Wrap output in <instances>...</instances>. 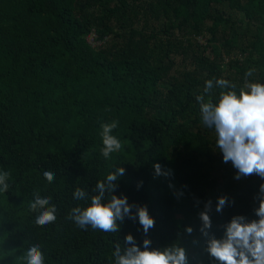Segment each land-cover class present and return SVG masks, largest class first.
I'll use <instances>...</instances> for the list:
<instances>
[{
	"label": "trees",
	"instance_id": "obj_1",
	"mask_svg": "<svg viewBox=\"0 0 264 264\" xmlns=\"http://www.w3.org/2000/svg\"><path fill=\"white\" fill-rule=\"evenodd\" d=\"M250 68L249 82L264 83V0H0V171L11 172L9 192L0 194V264H21L35 243L45 264H108L128 234L143 248L138 219L126 217L114 234L67 219L90 204L73 198L77 187L91 196L121 166L126 174L113 194L148 207L156 221L151 247L178 243L190 259L195 252L214 264L199 213L211 200V232L221 238L220 225L233 216L258 219L264 180L235 179L195 97L213 78L238 91ZM112 120L125 147L105 160L100 125ZM157 163L170 175L156 177ZM45 170L55 172L53 183ZM34 191L52 197L55 223L34 224ZM221 196L230 204L218 213Z\"/></svg>",
	"mask_w": 264,
	"mask_h": 264
},
{
	"label": "clouds",
	"instance_id": "obj_2",
	"mask_svg": "<svg viewBox=\"0 0 264 264\" xmlns=\"http://www.w3.org/2000/svg\"><path fill=\"white\" fill-rule=\"evenodd\" d=\"M255 68H250L244 74V84L237 91V85L228 79L213 78L205 81L203 94L195 97L199 103L200 118L204 127L214 129L216 148L223 154V162H231L237 170L235 179L249 177L253 174L264 180V83L249 82V77L255 73ZM214 89H220L216 100H205V95H211ZM119 126L118 120L102 122L99 136L102 140L100 155L105 160H110L114 153L124 150V143L113 134ZM155 176H168L169 172L163 171L162 166L154 165ZM126 174L125 167H117L109 172L106 178L98 181L90 194L83 188L77 187L73 198L82 201L90 198L86 207H73L67 219L75 225L87 230L102 231L114 234L120 231V226L125 218L137 221L142 226L143 248L137 244L135 237L128 234L124 246L116 243L114 250L107 256L108 264H204L199 253H192L191 259L188 249L178 243L159 249L152 248L148 233L155 227V219L149 213L146 205L130 204L127 196L113 194L118 186V181ZM10 171H0V194H7L11 187ZM43 177L51 184L56 180L55 172L43 171ZM143 181L137 184V189L142 187ZM173 187V185H169ZM176 195L182 196L183 192ZM106 196L110 199L106 200ZM34 199L29 201L30 212L35 213L34 224L45 227L57 220L58 208L52 202V197L41 196L39 191L33 192ZM256 199L259 207L255 215L258 219L248 220L243 215L233 216L229 223L220 225L223 236L217 238L212 234L213 222L210 216L212 201L209 200L204 210L199 213L202 226L199 231L206 238L203 249L214 264H264V184L260 185ZM199 203V201H197ZM235 201L232 200L231 204ZM229 198H218L216 212L222 213L229 206ZM135 209V211H133ZM139 230V229H138ZM186 233L191 235L193 227L186 228ZM198 244V241H193ZM21 264H45V255L39 243L30 245L18 257Z\"/></svg>",
	"mask_w": 264,
	"mask_h": 264
},
{
	"label": "rangeland",
	"instance_id": "obj_3",
	"mask_svg": "<svg viewBox=\"0 0 264 264\" xmlns=\"http://www.w3.org/2000/svg\"><path fill=\"white\" fill-rule=\"evenodd\" d=\"M89 39L91 40V41H93V39H94V34H91L90 35V37H89ZM96 43V42H95ZM97 44V43H96Z\"/></svg>",
	"mask_w": 264,
	"mask_h": 264
}]
</instances>
